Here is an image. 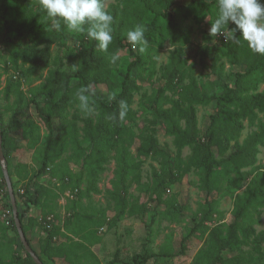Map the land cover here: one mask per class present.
Returning <instances> with one entry per match:
<instances>
[{"label": "trees", "instance_id": "trees-1", "mask_svg": "<svg viewBox=\"0 0 264 264\" xmlns=\"http://www.w3.org/2000/svg\"><path fill=\"white\" fill-rule=\"evenodd\" d=\"M13 1L17 4L16 20H9L5 9L6 0H0V19H5L8 22V29L12 37L18 41L23 39L28 41L21 46H14L12 50L11 63L15 65V68L20 59L29 64L32 73L41 66L49 68L52 57L51 46L54 44L65 46L68 33L72 34L77 45V52H70L68 56L76 59L78 65L71 72L62 70V65L55 69H49L46 79L31 89L34 94L33 102L36 103L41 120L46 124L48 134L42 152L41 168L33 169L29 180L24 181L22 187L15 191L18 206L21 196H33L30 189L33 187L30 182L32 184L45 171H49L51 180L60 177L63 178L62 183L64 185L68 186L74 183V174L64 158L69 149V137H72L79 144L82 175L88 176V187L80 193V196H89L92 191L95 193L101 191L97 180L99 172L104 169V164L115 157L114 151L118 153L126 149L136 138L141 139V144L137 148L139 156H149L155 153L166 154V150L160 147L156 137L158 119H163L166 122V132L174 136V144L178 149V159L175 162V171L171 173L170 184L178 182L184 174L192 168H196L200 169L203 174L202 180L205 184L203 188H209V179L212 174L209 161L215 156L214 148H217L218 153L222 156V164H232L237 171L257 162L259 146H264V119L258 116L260 112L264 113V89L259 91L260 84L264 82V55L253 54L248 49L246 42L234 44L228 41L225 44L224 54L229 64L237 66L238 70L235 72V83L233 85L226 84L224 91L218 95L205 93L199 85L198 78L193 74L187 75L183 70V65L186 63L183 55L184 45L189 42V30L182 26V19L189 17L199 19L205 9L212 6L216 9L218 0L212 2L210 0H190L187 4H179L176 0H155V2H144V6L139 4L134 10L121 4H112L107 10L113 16L114 40L107 53L100 51L95 42L88 41L83 34L69 32L62 21L60 22V30H56L52 24H44L39 18H46V13L40 9L35 0ZM120 2L135 4L137 0H120ZM157 2L161 3L160 7L156 6ZM175 5L178 6L181 14L178 11L171 12ZM148 12H154L156 15L147 21L145 17ZM135 26H141L145 29V37L149 42L155 39L162 41L168 36H170L173 44H177V41L180 42L170 51L169 63L163 68V78L166 82L153 96L147 97L155 119L149 121L148 124L143 121L140 125L139 134H136L131 126V122L137 113L132 105L135 93L139 90V85L132 77V68L143 65L146 62V54L138 53L136 59L127 65L125 71L119 68V60L116 63L110 61L111 54L119 53L122 48L128 46L132 48L125 34ZM233 26L229 23L226 27L230 31ZM207 35H209L207 40L214 38L210 34ZM156 36L157 38H155ZM220 36L225 41L224 36ZM130 51L134 53L132 49ZM200 51L203 69L210 68L212 73L220 75L224 69V64L219 63V59L215 55L211 60L209 59L207 46H202ZM4 71H9L7 62ZM1 74L0 72V76ZM187 76L189 82L181 85ZM74 78L79 79V83L76 85L72 84ZM91 85H106L108 94L112 96V99L109 100L102 95L95 94ZM82 86L90 89L89 98L93 109L91 112L82 111V116L73 114L72 118H69V109L77 101L76 92ZM168 90L172 91L173 96L177 98H168L166 95ZM3 92L7 99L12 94L15 95L17 106L23 105L25 92L16 73L8 77ZM40 96H45L42 102L37 100ZM164 100H169L172 107L166 108L163 104ZM121 101H126L128 105L127 115L122 121L119 119ZM213 101H216L217 112L210 116V124L206 132L202 134L199 127L197 104H209ZM96 111L98 113H95ZM2 114L3 111L0 110L1 121ZM78 120L84 124L82 141L88 143L86 146H81L78 138ZM246 120L258 121L257 130L250 133L241 143L239 138L245 128L244 122ZM0 132L5 163L9 170L13 165L11 159L17 155L19 150L27 148L29 151H33L42 139V126L35 120L20 119L17 114H14L13 118L3 125ZM14 133L19 135V139L15 138ZM24 141H26L25 145L23 144ZM187 146L192 149V153L184 159L182 158V151ZM19 165V167H27L23 164ZM126 169L127 166L124 165L122 167L123 176H126ZM10 177L13 188H16V181L12 173H10ZM251 183L254 184L251 194L244 192L237 195L235 208L239 214L250 208L264 205V181L261 178H256ZM1 184L7 188L6 194L10 199L3 174H0ZM163 184L164 181L159 182V186ZM21 188L24 189V193L20 192ZM76 188L79 189L75 186L71 187V190ZM79 192L80 189L75 196ZM74 200L69 205L71 214L64 226L58 225L55 219L51 228H46L48 234L42 251L54 263L64 259L67 264H82V261L88 259V255L97 257L87 246L84 238L80 237V231L69 228L73 222V217H76L78 221L94 222L98 227L105 225L113 227L125 214L135 216L147 210L145 204L137 201L130 203L126 196L120 194L118 195L117 212L113 214L110 207L102 208L100 210L101 217L96 218V212L88 214L77 212ZM5 201L0 198V208H3ZM9 209L12 210L11 204ZM173 209L181 211L177 206H174ZM220 213L223 214L221 211ZM111 216L113 217L110 218ZM19 217L27 236L23 217L22 215ZM9 219L5 224L0 218V264H36L23 243L22 247L26 253V258L14 254V259L6 260L11 249L10 244L4 241L7 230L9 227H13L19 234L13 215ZM63 228L70 231L74 237H67L68 231L66 232ZM243 230L242 233L239 225L235 222L228 223L226 229L220 226L214 227L211 236L215 239L217 250L213 252L210 263L254 264L257 261V264H264V229L257 232L255 228L249 225L244 226ZM241 233L245 239H242ZM252 236L253 252H256L257 256L244 248L245 245H248L246 239ZM58 237H66L68 240H62L63 242L55 244L54 239ZM76 237L82 240H77ZM27 239L43 263L48 264L47 260L33 246L32 240L28 236ZM185 241V237H180L179 253H185ZM225 250L233 252V256L225 257L222 254ZM211 252L212 249L209 247V250L205 252L206 256H209ZM136 259L139 260V264L147 262V257L142 258L140 255L136 256ZM109 264H114V260L110 261Z\"/></svg>", "mask_w": 264, "mask_h": 264}, {"label": "rangeland", "instance_id": "rangeland-1", "mask_svg": "<svg viewBox=\"0 0 264 264\" xmlns=\"http://www.w3.org/2000/svg\"><path fill=\"white\" fill-rule=\"evenodd\" d=\"M6 1L7 6L5 9L8 18L15 21L18 13L17 4L13 0ZM176 1L179 4H187L190 0ZM212 1L214 0H210V2ZM35 2L37 3L38 0H35ZM144 2H155V0H137L135 4L120 2V0H104L106 9L112 4H121L134 10L139 4L144 6ZM156 6L160 7L161 3L157 2ZM176 11L181 14L177 5L171 9V12ZM155 15L154 12H148L145 20H151ZM215 15L216 9L212 6L205 9L199 19L194 17L185 18L182 19L181 24L189 30V42L184 45L183 52L186 60L183 65L184 72L187 75L193 74L197 77L199 85L205 93L218 95L224 91L226 84L233 85L235 83V72L238 67L229 64L224 54L227 42L223 40L221 34L207 40L209 36L207 34H210ZM39 20L44 24L52 23L47 17L39 18ZM8 26L9 24L5 19H0V72L2 73L0 76V110L3 111L0 130H2L3 125L13 118L14 114H17L20 119L35 120L42 126V139L38 146L33 151L23 148L11 159L13 165L9 172L15 178L16 188L14 190L17 191L22 187L24 181L29 180L33 169L38 170L41 168L42 152L48 134L46 124L41 120L36 103L33 102L34 94L31 89L46 79L49 69H55L62 65V70L71 72L74 68H77V60L68 56L70 52H77V45L72 34L68 33L65 46L58 44L51 46L50 67L44 68L41 66L32 73L29 64L24 63L22 59L19 60L16 68L11 63L14 46H21L28 41L24 39L18 41L12 37ZM179 44V41H177V44H173L170 36L162 41H156L155 39L149 42L146 51L143 53L146 54V62L132 68V77L139 85V90L135 93L132 105L137 112L135 119L131 122L136 134L140 133V125L143 121L148 124L149 121L155 119L153 112L150 110L147 97L153 96L166 82L163 78V68L169 63L170 51ZM202 46L208 47L210 60L215 55L219 59V63L224 64V69L220 75L212 73L210 68L203 69L201 66L200 49ZM131 49L128 46L122 48L118 53L120 56L118 66L123 71L140 53L138 48L135 51L132 49L134 53L130 51ZM6 62L9 66L8 72L4 71ZM14 73L21 80L25 92V100L21 107L15 104V95L12 94L7 99L3 92L8 77ZM188 82L189 77L187 76L181 85ZM78 83L79 79L74 78L72 80L73 85ZM91 89L95 94L102 95L109 100L112 99V96L108 94L106 85H91ZM263 89L264 82L260 84L259 91ZM166 95L168 98H177L169 90L166 91ZM44 98L45 96H40L37 100L42 102ZM163 104L166 108L172 107L169 100H164ZM197 108L199 127L201 133L204 134L210 124V116L217 112V104L216 101L209 104H197ZM73 114L83 115L78 100L69 109V118H72ZM258 116L264 119V113L260 112ZM244 123L245 128L239 138L241 143L250 133L257 130L258 121L246 120ZM78 126L80 144L86 146L88 143L82 141L84 136L82 131L83 122L78 120ZM166 127L167 124L163 119L157 120L156 137L160 147L166 150V154L155 153L149 156H139L137 148L141 144L140 138H136L126 149L118 153L114 151L113 155L115 157L104 164V169L98 174L97 184L101 190L99 193L92 191L89 196H80V193L88 187V176L82 175V159L79 157L80 147L72 137L68 138L69 149L64 158L74 174V183L68 186L64 185L62 183L63 178L60 177L51 180L49 171L43 172L37 180L32 182L33 185L30 182L33 187H30L33 196H21L18 211L19 215L23 217L27 236L48 264H54V262L42 251L48 234L47 227L43 223L44 217L53 214L58 225L64 226L65 221L71 214L69 205L75 198L77 212L80 211L86 214L96 212V218L101 217L100 210L106 207H110L113 214H115L118 207V195L120 194L126 196L130 203L137 201L147 206V210L138 215L128 216L125 214L113 227H108V225L98 227L94 222L78 221L76 217H73V222L69 228L78 229L81 234L80 237L84 238L83 240L87 246L97 256L88 255V259L82 261V264H109L112 260H114V264H139V260L136 259L138 255L142 258L147 257L145 264H212L210 258H212L213 252L217 250L215 239L211 236L214 227L220 226L226 229L228 223L235 222L239 225L242 233L244 232V226L249 225L255 228L257 232L264 229V205L250 208L241 214L235 208L238 194L244 192L251 194L253 192L254 184L251 182L254 179L261 178L264 181V146H259L257 162L254 165L240 169V171H237L232 164H222V156L218 153L217 148H214L215 156L209 161L212 174L207 189L203 188L205 184L202 180L201 170L196 168H192L184 174L178 182L170 184L171 173L175 171V162L178 159V149L174 144V136L166 132ZM14 136L19 139L17 133H14ZM23 144L25 145L26 141ZM191 153L192 149L188 146L185 147L182 151V158L185 159ZM4 163L0 160V174H3ZM19 164L27 167H19ZM53 165L56 167L55 164ZM124 165L127 166L126 176H123L122 173ZM161 181H164V184L159 186ZM75 186L79 187V194L74 197L68 196L67 192ZM6 192L7 188L4 184H1L0 198L6 200L3 208H10V199L7 197ZM174 206L180 208L181 211H175ZM0 218L5 224H7L6 221L10 220H7L1 214ZM63 230L66 231V228H63ZM242 233V239H245ZM18 235L13 227H9L7 230L4 241L9 243L11 248L10 253L6 256L7 261L14 259V254L26 258V253ZM66 236L74 237L70 231L67 232ZM180 237L186 238V251L184 254L179 253ZM76 239L82 240L77 237ZM62 240L65 241L68 238L58 237L54 239V243L59 244ZM246 240L248 245H245L244 248L257 256L256 252H253V236ZM209 247H211L212 252L209 256H206L205 252L209 250ZM222 254L228 257L233 256L234 253L225 250ZM55 264H67V262L60 259ZM254 264H257V261Z\"/></svg>", "mask_w": 264, "mask_h": 264}, {"label": "clouds", "instance_id": "clouds-1", "mask_svg": "<svg viewBox=\"0 0 264 264\" xmlns=\"http://www.w3.org/2000/svg\"><path fill=\"white\" fill-rule=\"evenodd\" d=\"M38 4L56 30H60L62 21L69 32L83 34L88 41L95 42L100 51H109L114 40L113 16L105 8L104 0H38ZM229 23L234 25L230 31L226 27ZM217 34L223 35L226 42H246L253 54L264 55V0H218L215 20L210 28L211 36ZM125 35L134 51L137 48L140 53L146 51L149 41L143 27L135 26ZM119 59L118 53L110 55L112 63ZM89 92L86 86L76 92L79 108L83 112L92 111ZM127 111V102L121 101V121L125 119Z\"/></svg>", "mask_w": 264, "mask_h": 264}, {"label": "water", "instance_id": "water-1", "mask_svg": "<svg viewBox=\"0 0 264 264\" xmlns=\"http://www.w3.org/2000/svg\"><path fill=\"white\" fill-rule=\"evenodd\" d=\"M1 131V130H0ZM0 160L1 162H5V154L3 151V147H2V135L0 132ZM3 175L4 178L6 180L7 183V187H8V192H9V197H10V204L12 207V212H13V217L15 220V224L20 236V240L23 243L26 251L31 255V257L33 258L34 262L36 264H44L43 261L41 260V258H39V256L35 253V251L33 250V248L31 247L27 236L23 230V226L19 217V211H18V205H17V200H16V195H15V190L13 188L12 185V181H11V177H10V173H9V169L7 167V165L4 163L3 165Z\"/></svg>", "mask_w": 264, "mask_h": 264}, {"label": "built area", "instance_id": "built-area-1", "mask_svg": "<svg viewBox=\"0 0 264 264\" xmlns=\"http://www.w3.org/2000/svg\"><path fill=\"white\" fill-rule=\"evenodd\" d=\"M78 191H79L78 188H76V189H74V190H70L69 192H67V195L70 196V197H74L75 194L78 193ZM20 192H21V193H24V189L21 188V189H20ZM0 214H1L4 218H6L7 220H9V218L11 217V215H13V212H12V210L9 209V208H1V209H0ZM53 220H54V215L51 214V215L46 216V218L43 220V223H44V225H45L47 228H51ZM55 239H56V238H55Z\"/></svg>", "mask_w": 264, "mask_h": 264}, {"label": "crops", "instance_id": "crops-1", "mask_svg": "<svg viewBox=\"0 0 264 264\" xmlns=\"http://www.w3.org/2000/svg\"><path fill=\"white\" fill-rule=\"evenodd\" d=\"M55 264V263H54Z\"/></svg>", "mask_w": 264, "mask_h": 264}]
</instances>
